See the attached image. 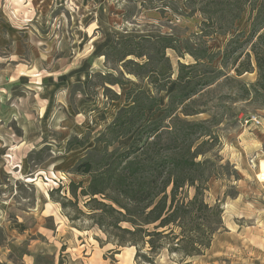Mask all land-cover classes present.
<instances>
[{
	"label": "rangeland",
	"instance_id": "374dc122",
	"mask_svg": "<svg viewBox=\"0 0 264 264\" xmlns=\"http://www.w3.org/2000/svg\"><path fill=\"white\" fill-rule=\"evenodd\" d=\"M186 1L0 0V106L11 111V101H18L17 111H22L0 114V264H146L135 260V247L116 245L89 219L85 197H79L77 207L63 208L60 202L74 201L66 191L71 182L88 184V176L72 169L87 157L98 160L103 142L116 156L127 150L134 133L111 143L107 128L132 99L153 105L144 109L146 117L169 114L179 64L195 63L186 48L213 58L199 60L201 66L191 74L196 81L212 78V68L221 69L233 32L212 35V21L203 25L212 15V0H194V6ZM203 7L205 17L197 11ZM250 15L247 7L234 24L237 32L248 33ZM127 38L148 39L143 44L152 56L154 40H175L180 55L171 49L164 53L172 76L163 91L131 73L133 66L123 67L127 60L141 64L145 57L117 62L118 54L108 49ZM221 70L219 79L197 87L198 93L171 116L204 122L210 133L195 146L208 142L197 160L211 164L203 199L220 206V228L201 255L179 258L162 250L152 264H264V181L258 177L264 160V102L235 99L237 90L229 80L235 74ZM239 80L254 83L256 71ZM51 82L62 91L58 106ZM163 83L158 76L156 84ZM8 91H18L19 99ZM46 99L47 110L37 114ZM252 117L260 124L254 125ZM185 191L191 199L194 189Z\"/></svg>",
	"mask_w": 264,
	"mask_h": 264
},
{
	"label": "trees",
	"instance_id": "16d2710c",
	"mask_svg": "<svg viewBox=\"0 0 264 264\" xmlns=\"http://www.w3.org/2000/svg\"><path fill=\"white\" fill-rule=\"evenodd\" d=\"M191 4L195 5L194 0L186 1V5ZM247 7L251 21L245 35L237 32L234 24ZM197 11L204 17L208 13L205 7ZM209 20L212 21V35L233 32L224 47L220 65L221 69L230 68L235 74L234 78H229L237 90L235 99L264 102V0H212V15L204 19L203 25ZM143 42L149 41L127 38L108 49L118 54L117 62L128 56L145 57L141 64L127 60L123 67L133 66L131 73L147 79L156 91H163L172 76L171 64L164 53L171 49L179 56L180 51L174 39L158 38L153 42L155 53L152 56L146 54ZM185 52L195 63L179 64L176 92L169 97V114L155 119H152L153 114L146 117L144 109L153 105L145 107L139 102L141 98L132 99V104L107 128L108 134L113 136L111 143L134 133L127 150L116 156L106 150L107 143L103 142L106 147L98 160L87 157L72 169L75 175L88 176V184L71 182L66 191L74 201L64 199L60 202L63 208L67 205L77 207L79 197H85L89 219L108 238L112 236L116 245L135 247V260L146 264H152L153 257L162 250L179 258L201 255L221 225L220 206H209L203 199L211 164L197 159L205 153L203 147L208 142L202 141L195 146L210 133L204 122H187L171 116L198 93L197 87L208 86L219 79L222 70L212 68V78L203 76L196 81L191 74L201 66L199 60L213 58L205 51L198 55L186 48ZM254 70V83L239 80L243 74ZM158 76L163 77V84H156ZM166 119L170 122L165 124ZM186 188L194 189L191 199L185 195ZM76 211L80 213L77 208Z\"/></svg>",
	"mask_w": 264,
	"mask_h": 264
},
{
	"label": "crops",
	"instance_id": "0c3cea01",
	"mask_svg": "<svg viewBox=\"0 0 264 264\" xmlns=\"http://www.w3.org/2000/svg\"><path fill=\"white\" fill-rule=\"evenodd\" d=\"M245 75H248V73H245V74H243L240 78H243ZM13 79V78H12ZM13 81H15V80H13ZM47 82V81H46ZM9 78H6V85L8 86L9 84ZM14 83V82H13ZM48 83V82H47ZM14 87V86H13ZM49 87L52 89V91H51V97L54 95V98H55V101H56V104L55 105H59V102L60 103H62V100H61V97H62V91H61V88L56 84V83H53V82H51L50 83V85H49ZM3 91H4V89H3ZM31 91V93L32 92H34V89L33 90H30ZM60 91V92H59ZM58 92V93H57ZM6 93H12V98L13 99H16L17 98V100L19 99V97H18V91L17 92H11V91H8V92H6ZM57 93V94H56ZM55 94H56V96H55ZM38 95V94H37ZM37 95H34V93H32V96L33 97H35V96H37ZM9 101L10 100H8V103H9ZM52 102H53V100H51ZM12 103H13V106L11 107L12 108V110L11 111H7V112H4L5 110H6V108L7 107H5L4 106V104L2 105V106H0V114H13V115H15V114H20L21 112H18L17 111V106H16V104H18V101L16 102V101H11ZM39 105V109H38V112H37V114H41V108H42V113L45 111V110H47V108H48V100L46 99V100H44V103L41 105V104H38ZM5 108H4V107ZM260 170H261V172H260V175H258V177H259V179L260 180H262V181H264V160H261L260 161Z\"/></svg>",
	"mask_w": 264,
	"mask_h": 264
},
{
	"label": "built area",
	"instance_id": "2783aa9c",
	"mask_svg": "<svg viewBox=\"0 0 264 264\" xmlns=\"http://www.w3.org/2000/svg\"><path fill=\"white\" fill-rule=\"evenodd\" d=\"M250 121L252 122V123H254V125H259L260 124V122L257 120V118H255V117H252L251 119H250Z\"/></svg>",
	"mask_w": 264,
	"mask_h": 264
}]
</instances>
